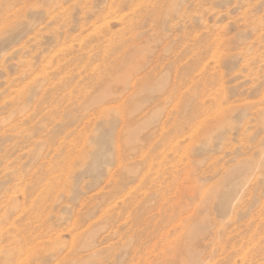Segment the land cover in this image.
Wrapping results in <instances>:
<instances>
[{
  "label": "rangeland",
  "instance_id": "374dc122",
  "mask_svg": "<svg viewBox=\"0 0 264 264\" xmlns=\"http://www.w3.org/2000/svg\"><path fill=\"white\" fill-rule=\"evenodd\" d=\"M0 235V264H264V0H0Z\"/></svg>",
  "mask_w": 264,
  "mask_h": 264
},
{
  "label": "bare ground",
  "instance_id": "6f19581e",
  "mask_svg": "<svg viewBox=\"0 0 264 264\" xmlns=\"http://www.w3.org/2000/svg\"><path fill=\"white\" fill-rule=\"evenodd\" d=\"M106 21V20H105ZM1 236V235H0Z\"/></svg>",
  "mask_w": 264,
  "mask_h": 264
}]
</instances>
